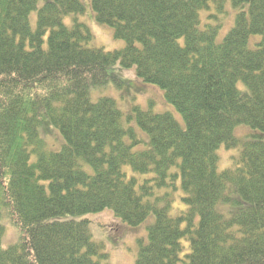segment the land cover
Here are the masks:
<instances>
[{
	"label": "trees",
	"instance_id": "1",
	"mask_svg": "<svg viewBox=\"0 0 264 264\" xmlns=\"http://www.w3.org/2000/svg\"><path fill=\"white\" fill-rule=\"evenodd\" d=\"M110 84L184 123L95 99ZM103 211L146 225L134 264H264V0H0V264H111Z\"/></svg>",
	"mask_w": 264,
	"mask_h": 264
},
{
	"label": "rangeland",
	"instance_id": "2",
	"mask_svg": "<svg viewBox=\"0 0 264 264\" xmlns=\"http://www.w3.org/2000/svg\"><path fill=\"white\" fill-rule=\"evenodd\" d=\"M233 14L227 13L223 20V32H226L228 26L232 24ZM92 31L95 34L94 43L98 46H103L106 49H115L124 46L125 42L121 39L114 37L113 28L103 25V26H91ZM122 74L124 79H129L134 82L136 78V73L134 68L131 69H116ZM116 77H120V74ZM139 85V84H138ZM101 93H105L114 97L125 115H129L133 111L134 106H139L141 108L152 107L155 111H170L172 114L182 123H184L183 116L178 112V110L168 103L164 97V92L158 86L155 85H143L140 89L134 87L119 89L115 85L110 84L108 89L106 88L102 91H94V97L97 99ZM128 117V116H127ZM130 124L137 127L135 119L129 120ZM54 130V129H53ZM58 131L54 130V135L47 137V143L50 148H55L59 145V140L57 136ZM246 133L245 130L239 131L238 134ZM225 148V147H224ZM220 167L227 168L232 163V154L230 150H220ZM127 173H131V170L126 169ZM183 203L180 199V194L177 192L175 194L173 206L181 207ZM92 222V229L96 239L101 240L105 243V247L110 253L111 264H134L136 259V254L138 252V238L146 237L147 230L146 225L142 224L139 227L132 228L127 225L123 227L119 225V219L114 216L112 211H103L90 215ZM13 225H8L5 231L4 241L9 243L14 240V229ZM109 228V229H108Z\"/></svg>",
	"mask_w": 264,
	"mask_h": 264
}]
</instances>
